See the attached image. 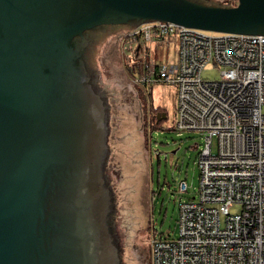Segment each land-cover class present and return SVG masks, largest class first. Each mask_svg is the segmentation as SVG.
Here are the masks:
<instances>
[{
    "label": "water",
    "instance_id": "95a60500",
    "mask_svg": "<svg viewBox=\"0 0 264 264\" xmlns=\"http://www.w3.org/2000/svg\"><path fill=\"white\" fill-rule=\"evenodd\" d=\"M150 21L264 35V0H0V264H121L108 116L73 39Z\"/></svg>",
    "mask_w": 264,
    "mask_h": 264
},
{
    "label": "built area",
    "instance_id": "2783aa9c",
    "mask_svg": "<svg viewBox=\"0 0 264 264\" xmlns=\"http://www.w3.org/2000/svg\"><path fill=\"white\" fill-rule=\"evenodd\" d=\"M168 36L176 62L151 65L133 82L174 86L173 129L203 134L204 145L195 199H179L176 236H150V264H264V35L150 21L126 30L120 48L130 62L136 45ZM210 63L222 68L219 80L202 78Z\"/></svg>",
    "mask_w": 264,
    "mask_h": 264
},
{
    "label": "rangeland",
    "instance_id": "374dc122",
    "mask_svg": "<svg viewBox=\"0 0 264 264\" xmlns=\"http://www.w3.org/2000/svg\"><path fill=\"white\" fill-rule=\"evenodd\" d=\"M200 1L220 6L236 4V0ZM124 32L108 30L98 38L89 53V75L108 116L103 177L111 191L110 232L120 251L121 264H150V236H176L179 199H195L198 186L195 162L204 145V135L173 129L174 86L154 83L141 88L134 84L138 69L120 48ZM149 48L150 55L141 61L159 66L176 62L173 36L157 40ZM221 70L210 63L201 76L209 81L219 80ZM140 91H148L145 98L139 97ZM148 101L166 114L158 130L150 125L154 112L144 108ZM179 181L187 183L186 193L179 194ZM238 211L237 207L230 209L231 214Z\"/></svg>",
    "mask_w": 264,
    "mask_h": 264
},
{
    "label": "flooded vegetation",
    "instance_id": "af4514ba",
    "mask_svg": "<svg viewBox=\"0 0 264 264\" xmlns=\"http://www.w3.org/2000/svg\"><path fill=\"white\" fill-rule=\"evenodd\" d=\"M198 2H202L200 0H196ZM130 27L127 25H104L99 26L94 30H89L83 33L81 37H76L73 39L74 49L78 52L80 63L84 70L86 71V75L88 78V82L93 86L92 79L90 78V63H89V53L92 52L95 43L98 38H100L103 34H106L108 30H120L122 32L128 30ZM158 109V108H157ZM155 115L160 117V110L155 111Z\"/></svg>",
    "mask_w": 264,
    "mask_h": 264
},
{
    "label": "crops",
    "instance_id": "0c3cea01",
    "mask_svg": "<svg viewBox=\"0 0 264 264\" xmlns=\"http://www.w3.org/2000/svg\"><path fill=\"white\" fill-rule=\"evenodd\" d=\"M157 40L152 41L149 44H139L136 45L135 49V54L133 55V57L130 58V63L131 65H135V67L138 69L137 74L141 75L143 73H145V71L147 70L148 67H150L151 65H157V63L152 62V63H145L143 61H141V58H147V56L150 55L151 51H150V44L156 42Z\"/></svg>",
    "mask_w": 264,
    "mask_h": 264
},
{
    "label": "trees",
    "instance_id": "16d2710c",
    "mask_svg": "<svg viewBox=\"0 0 264 264\" xmlns=\"http://www.w3.org/2000/svg\"><path fill=\"white\" fill-rule=\"evenodd\" d=\"M194 1H196V0H194ZM196 2H198V1H196ZM138 75V74H137ZM140 75V74H139ZM147 92L148 91H146V93H144L143 91H140L139 92V97L141 98H145L146 97V95H147ZM144 108H147V111H152V112H154L153 114H151V119H150V122H151V124L150 125H152V127L155 129V130H158V129H160V125H161V123H163V121H165V119H166V114L164 113V112H160V117H157L156 115H155V111L156 110H160V108H154L153 106H152V104H151V102L150 101H148L147 102V106L146 107H144ZM144 110H146V109H144ZM146 111V112H147ZM152 131H154V130H152Z\"/></svg>",
    "mask_w": 264,
    "mask_h": 264
}]
</instances>
